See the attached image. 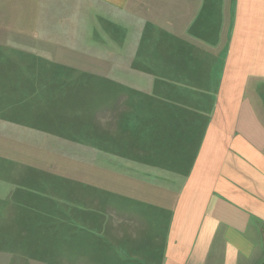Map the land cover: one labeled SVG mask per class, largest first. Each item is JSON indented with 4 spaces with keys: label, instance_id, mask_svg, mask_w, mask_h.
I'll return each instance as SVG.
<instances>
[{
    "label": "rangeland",
    "instance_id": "obj_1",
    "mask_svg": "<svg viewBox=\"0 0 264 264\" xmlns=\"http://www.w3.org/2000/svg\"><path fill=\"white\" fill-rule=\"evenodd\" d=\"M227 1H213L219 25ZM91 3L47 1L0 51V264H139L137 240L176 194L178 167L158 169L173 165V135L205 125L179 122L210 96L174 70L185 52L173 0ZM213 46L215 101L228 44L220 60Z\"/></svg>",
    "mask_w": 264,
    "mask_h": 264
},
{
    "label": "crops",
    "instance_id": "obj_2",
    "mask_svg": "<svg viewBox=\"0 0 264 264\" xmlns=\"http://www.w3.org/2000/svg\"><path fill=\"white\" fill-rule=\"evenodd\" d=\"M47 1L52 7L53 0H0V51L22 41L20 28L23 21L28 26L31 13L52 10ZM90 1L115 8L129 5V0ZM213 1L172 3L182 25L179 35L175 30V40L179 38L185 52L174 61V70L190 83L201 77L194 90L210 97L201 95L195 110L179 121L195 125L205 121L201 135L177 130L169 146L174 166L162 161L158 167L165 171L178 167L180 178L169 186L176 194L169 202L170 213L163 212L166 222H147L136 242L139 264H262L264 259V0H233L231 12H223L222 25L217 23L222 15H213ZM228 16L231 20L225 23ZM217 41L216 60L221 59L222 44L228 48L214 101L206 79L214 74ZM119 157L123 158L114 163L126 171L129 156ZM139 159L131 166L147 165ZM124 261L138 263L132 258Z\"/></svg>",
    "mask_w": 264,
    "mask_h": 264
},
{
    "label": "flooded vegetation",
    "instance_id": "obj_3",
    "mask_svg": "<svg viewBox=\"0 0 264 264\" xmlns=\"http://www.w3.org/2000/svg\"><path fill=\"white\" fill-rule=\"evenodd\" d=\"M263 262H264V260H263ZM263 262H262V264H264Z\"/></svg>",
    "mask_w": 264,
    "mask_h": 264
}]
</instances>
